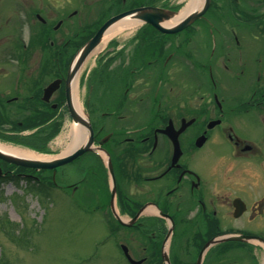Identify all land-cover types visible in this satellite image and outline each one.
Here are the masks:
<instances>
[{
    "label": "flooded vegetation",
    "instance_id": "1",
    "mask_svg": "<svg viewBox=\"0 0 264 264\" xmlns=\"http://www.w3.org/2000/svg\"><path fill=\"white\" fill-rule=\"evenodd\" d=\"M172 1L0 0V136L52 142L81 49L110 19ZM202 19L203 48L184 59L192 27L110 43L83 94L94 144L73 193L137 264H264V0H212Z\"/></svg>",
    "mask_w": 264,
    "mask_h": 264
},
{
    "label": "rangeland",
    "instance_id": "2",
    "mask_svg": "<svg viewBox=\"0 0 264 264\" xmlns=\"http://www.w3.org/2000/svg\"><path fill=\"white\" fill-rule=\"evenodd\" d=\"M190 1L173 0L170 5L182 9ZM225 16H229L228 12ZM130 33H123L121 41ZM186 33L193 40H185L189 45L181 44L177 49L180 59L185 58V53L187 56L198 54L203 48V19ZM148 35L151 36V31ZM163 42L160 39L159 43ZM92 58L84 67L82 80L94 65L95 55ZM197 58V62L191 63L190 87L187 88L190 91L203 90V54L202 58ZM183 75L188 77L189 74L182 72ZM71 131V121L65 116L63 128L52 142L30 144L27 141V144L2 136L0 142L25 150L34 147L38 149L35 153L54 158L66 149ZM0 168L3 169V178H0V264H128L120 252V245H127L121 238L122 232L110 236L104 215L82 208L80 202L84 195L72 194L76 182L72 166L61 168L54 175L59 188L53 182L52 172L17 169L2 160ZM130 246L134 245L130 243Z\"/></svg>",
    "mask_w": 264,
    "mask_h": 264
},
{
    "label": "water",
    "instance_id": "3",
    "mask_svg": "<svg viewBox=\"0 0 264 264\" xmlns=\"http://www.w3.org/2000/svg\"><path fill=\"white\" fill-rule=\"evenodd\" d=\"M211 4V0H205V5L202 7L199 11L192 12L189 16H187L184 20H182L178 25L172 27V28H166L163 26V23L165 21H168L172 18H174L177 13L172 11H165L163 9L159 8H141L137 9L135 11H131L128 13H124L120 16H117L107 22L101 30L98 32V34L95 36L93 40H91L86 47L80 52L79 56L77 57V62L75 67L73 68L72 73L70 74L69 79V93H68V106L71 112V115L73 117L74 123L77 126H81L82 128H86L91 134L89 140L90 142L84 145L83 148L73 151L67 156L61 157V158H55L52 160L47 161H40V160H33L28 158H23L11 154H6L0 151V159L7 161L11 164L22 166L26 168H33L38 170H56L60 167H63L67 164H70L72 161H74L79 156L83 155L87 151H90L93 145V131L90 121L84 117L82 114H80L73 102V99L71 97L70 93V83H72L73 78L75 74L79 71V69L82 67L84 61L87 59V57L100 45V43L103 40V37L105 33L118 23L122 19H135V20H141L147 24H150L154 26L155 28L159 29L161 32L166 34H174L183 31L184 29L188 28L190 25H192L197 19L201 18L209 9ZM1 174V170H0ZM124 251L128 254V249L126 247H123ZM128 258L133 264H136L135 261H133L130 256L128 255Z\"/></svg>",
    "mask_w": 264,
    "mask_h": 264
},
{
    "label": "bare ground",
    "instance_id": "4",
    "mask_svg": "<svg viewBox=\"0 0 264 264\" xmlns=\"http://www.w3.org/2000/svg\"><path fill=\"white\" fill-rule=\"evenodd\" d=\"M203 1L204 0H191L185 9L182 10L180 12V14L173 21H171L170 23H166L165 26L174 25L177 22H180L181 20L185 19L193 11H195V10L199 11L203 5ZM136 25H139V23L131 20V18L124 19V21H121L120 23L114 25L106 33V35L103 39V45L105 46V44L107 42H109L112 38L119 35L123 31H125L126 29H129V28L134 27ZM98 51H99V48L96 49L94 52H98ZM75 130H76V132L74 134H72L71 136H69L71 142H70V144H68L66 146V149L63 151L61 156H66V155L70 154L71 151H73L75 144L79 143L80 139H83L85 137V132H83L82 130H78V128H76V127H75ZM0 151L3 153H6V154H11V155H15V156L23 157V158H28V159H33V160H40V161L50 160V158L35 154L33 152H30V151H27L24 149L16 148L14 146L3 144V143H0Z\"/></svg>",
    "mask_w": 264,
    "mask_h": 264
},
{
    "label": "trees",
    "instance_id": "5",
    "mask_svg": "<svg viewBox=\"0 0 264 264\" xmlns=\"http://www.w3.org/2000/svg\"><path fill=\"white\" fill-rule=\"evenodd\" d=\"M2 264H4V263L2 262Z\"/></svg>",
    "mask_w": 264,
    "mask_h": 264
}]
</instances>
